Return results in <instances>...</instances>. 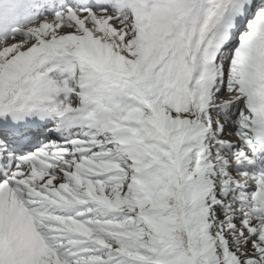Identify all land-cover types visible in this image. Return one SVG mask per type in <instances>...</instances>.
Segmentation results:
<instances>
[{"label":"snow or ice","instance_id":"1","mask_svg":"<svg viewBox=\"0 0 264 264\" xmlns=\"http://www.w3.org/2000/svg\"><path fill=\"white\" fill-rule=\"evenodd\" d=\"M0 264H264V0H0Z\"/></svg>","mask_w":264,"mask_h":264}]
</instances>
